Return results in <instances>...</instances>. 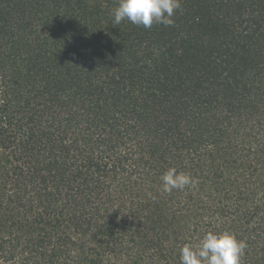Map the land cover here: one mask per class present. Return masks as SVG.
Wrapping results in <instances>:
<instances>
[{"label": "trees", "instance_id": "obj_1", "mask_svg": "<svg viewBox=\"0 0 264 264\" xmlns=\"http://www.w3.org/2000/svg\"><path fill=\"white\" fill-rule=\"evenodd\" d=\"M180 3L0 0V264H181L210 230L264 264V0Z\"/></svg>", "mask_w": 264, "mask_h": 264}, {"label": "clouds", "instance_id": "obj_2", "mask_svg": "<svg viewBox=\"0 0 264 264\" xmlns=\"http://www.w3.org/2000/svg\"><path fill=\"white\" fill-rule=\"evenodd\" d=\"M180 0H118L112 10L113 23L119 25L127 19L132 24L148 29L154 23L164 26L174 24V12L180 9ZM162 190L170 193L173 189L183 190L187 186L196 187L198 179L191 174L168 168L160 177ZM155 199L152 193L146 194ZM246 243L238 240L228 231H207L193 245L185 244L180 249L181 264H240Z\"/></svg>", "mask_w": 264, "mask_h": 264}, {"label": "rangeland", "instance_id": "obj_3", "mask_svg": "<svg viewBox=\"0 0 264 264\" xmlns=\"http://www.w3.org/2000/svg\"><path fill=\"white\" fill-rule=\"evenodd\" d=\"M8 167H9L8 158L3 153L0 152V173H5L8 170ZM3 185L4 184L1 181L0 182V196H1V194L4 195L3 194V189H2ZM3 218L4 217L0 215V221H2Z\"/></svg>", "mask_w": 264, "mask_h": 264}]
</instances>
